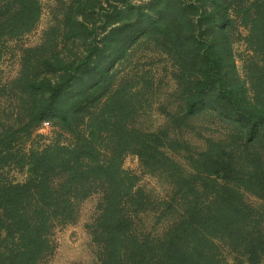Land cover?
<instances>
[{"label": "rangeland", "instance_id": "1", "mask_svg": "<svg viewBox=\"0 0 264 264\" xmlns=\"http://www.w3.org/2000/svg\"><path fill=\"white\" fill-rule=\"evenodd\" d=\"M79 1L38 0L40 16L35 25L21 35L3 37L0 186L23 183L31 177L21 155L39 151L47 144L82 145L90 133L89 124L94 114L107 109L114 92L120 90V106L116 109H120L121 124L132 130L126 136L129 145L120 156V167L130 178L128 185H133L132 199L126 207L135 215L132 227L149 247L146 253L153 255V252L159 253L155 244L160 245L169 238L170 225L190 200L210 206L222 193V186L226 184L222 175L203 173L205 163L202 161L207 153L221 158L231 155L239 173L246 168L262 172L264 127L262 137L249 145L243 139L242 127L223 117L215 110L214 103L185 115L189 96L199 88L195 87L193 78L189 81L186 78L166 37L152 33L150 27L135 32L125 45L121 39L112 41L114 33L110 30L114 26L135 21L142 25L148 22L149 16L156 18L161 13L171 20L177 5L192 0H82L81 5ZM226 1L232 3V10L238 6L237 0ZM185 11L199 21V10L188 8ZM229 16L232 22L227 23L226 32L234 62L230 76L235 71L245 87L244 67L254 58V48L247 40L248 31L240 16L233 12H229ZM207 24L200 22L199 31L211 39L214 34ZM96 49H101L104 55L94 52ZM86 56L90 61L100 60L101 67L112 62L108 75L99 78L101 83L98 78L87 82V94L93 99L92 103L83 102L78 107L82 110L76 113L68 111L66 120L58 112L39 122L30 117L36 99V92L25 85L30 70H40V75L48 71L57 79L60 70L69 65L74 66L69 73L71 76L80 69ZM47 57L51 64L40 66ZM56 70L58 72L53 73ZM229 85H237V82L230 81ZM80 89L78 86L64 91L59 109H70L71 102L80 97ZM104 142L107 143L103 140L96 144L102 150L101 157L108 152V146L103 147ZM246 187V182L238 183L243 196L236 197L235 203L252 210L253 218L256 217L264 233V192L253 193ZM103 189L96 184L91 194L76 204L71 218L53 220L47 234L48 248L36 264H100L105 246L98 226ZM7 233L5 225L0 223V259L11 241ZM240 250L220 243L224 264H251Z\"/></svg>", "mask_w": 264, "mask_h": 264}, {"label": "trees", "instance_id": "2", "mask_svg": "<svg viewBox=\"0 0 264 264\" xmlns=\"http://www.w3.org/2000/svg\"><path fill=\"white\" fill-rule=\"evenodd\" d=\"M78 4H83L82 0ZM231 5L226 0H192L177 5L171 20L161 13L156 18L149 16L145 24L141 25L140 21L120 23L110 31L114 33L112 41L121 39L124 45L135 32L149 27L152 33L165 36L186 78L188 81L193 78L192 82L199 88L189 96L185 115L214 103L216 111L242 127L243 139L251 145L262 137L264 127V0H237L238 6L233 10ZM188 8L200 11L199 21L185 11ZM229 12L240 16L248 31L247 40L254 48V58L244 67L245 87L235 71L230 76L234 62L226 32L227 23L232 22ZM39 16L38 0H0V57L3 37L27 32ZM202 21L208 22L212 29L211 39L199 31ZM96 51L104 55L101 49ZM86 58L71 76L69 73L74 66L69 65L60 70L57 79L48 71L40 75V70H30L25 85L36 92L30 117L39 122L58 112L66 120L68 111L76 113L82 110L78 107L83 102L92 103L93 99L87 94V82L106 77L112 62L101 67L100 60L94 62L89 56ZM43 64L50 65V57L39 63ZM101 81L99 79L98 83ZM230 81L237 85H229ZM78 86L82 90L81 98L74 99L70 109H59L64 91ZM120 93L116 90L107 109L94 114L89 124L90 133L82 145L47 144L39 151L21 155L31 177L23 183L0 186V223L5 225L11 240L0 259L1 264H36L48 248L47 234L53 220L71 218L76 204L88 197L96 184L104 188L98 221L105 243L100 264H224L220 243L241 249L240 254H245L251 264L264 262V233L260 223L253 218L251 209L235 203L236 197L243 196L238 189L241 181L246 182V188L253 193L264 192V169L258 172L246 168L239 173L231 155L221 158L210 152L203 157V173L222 175L226 181L222 193L210 206L190 200L170 225L169 238L160 245L155 244L159 253H146L149 247L132 227L135 215L126 207L132 199L133 185H128L130 178L120 167V156L129 145L126 136L132 130L121 124L120 109H116L120 106ZM103 140L107 141L103 147L108 146V152L101 157L102 150L96 144Z\"/></svg>", "mask_w": 264, "mask_h": 264}, {"label": "built area", "instance_id": "3", "mask_svg": "<svg viewBox=\"0 0 264 264\" xmlns=\"http://www.w3.org/2000/svg\"><path fill=\"white\" fill-rule=\"evenodd\" d=\"M44 124H45V125H47V124H48V122H44Z\"/></svg>", "mask_w": 264, "mask_h": 264}]
</instances>
